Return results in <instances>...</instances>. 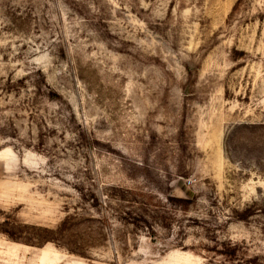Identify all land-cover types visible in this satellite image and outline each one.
<instances>
[{
    "label": "rangeland",
    "instance_id": "374dc122",
    "mask_svg": "<svg viewBox=\"0 0 264 264\" xmlns=\"http://www.w3.org/2000/svg\"><path fill=\"white\" fill-rule=\"evenodd\" d=\"M0 264H264V0H0Z\"/></svg>",
    "mask_w": 264,
    "mask_h": 264
}]
</instances>
